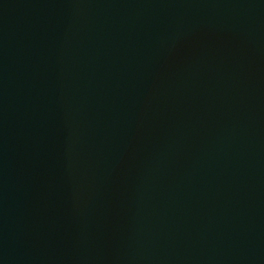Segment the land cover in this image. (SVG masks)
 <instances>
[{"label": "water", "instance_id": "obj_1", "mask_svg": "<svg viewBox=\"0 0 264 264\" xmlns=\"http://www.w3.org/2000/svg\"><path fill=\"white\" fill-rule=\"evenodd\" d=\"M0 264H264V0H0Z\"/></svg>", "mask_w": 264, "mask_h": 264}]
</instances>
